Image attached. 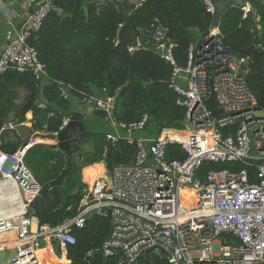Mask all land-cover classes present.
<instances>
[{"label": "built area", "instance_id": "2783aa9c", "mask_svg": "<svg viewBox=\"0 0 264 264\" xmlns=\"http://www.w3.org/2000/svg\"><path fill=\"white\" fill-rule=\"evenodd\" d=\"M89 1L99 6L112 0ZM120 1L137 9L146 0ZM199 1L207 12L214 13L213 0ZM52 8L51 0H41L26 14L16 35L0 53V75L27 72L36 81L46 76L45 64L29 39ZM249 9L248 4L242 8L243 17ZM137 30L138 46L158 53L165 49L164 55L159 54L171 66L168 86L177 94V103L186 109L187 130L171 129L155 138L128 139L136 146L134 159L129 164L114 165L107 178L95 180L80 198L76 215L53 227L33 225L27 215L42 185L24 164L23 156L41 140L31 137L13 154L0 152V175L15 186L7 197L14 205L7 209L11 215L0 220V248L17 250L8 264H43L39 251L45 240L56 241L60 256H66V246L75 242L71 227H83L94 213L110 219L102 250L105 256H115L116 264H137L149 249L169 264H264V109L256 107V98L240 70L244 59H238L223 45L218 26L211 25L202 42L189 45L183 65L174 58V44L166 37L163 25L140 26ZM222 66L227 70L213 75ZM210 77L223 112L217 118L205 104ZM66 87L72 88L69 84ZM61 96L68 98L69 94L62 91ZM112 100L111 96L83 98L86 106L109 115ZM146 119L143 115L135 122L117 123V127L130 135L141 131ZM69 120L62 116L52 133L62 131ZM18 124L10 114L3 127L14 129ZM231 125L234 131L224 134L223 128ZM106 138L113 144L119 135L108 133ZM171 145L179 146L185 156L169 159L167 148ZM227 160L253 165V179L246 167L212 170L203 180L196 177L204 163ZM182 188H195V199L189 207L180 203ZM2 195L0 191V199Z\"/></svg>", "mask_w": 264, "mask_h": 264}, {"label": "trees", "instance_id": "16d2710c", "mask_svg": "<svg viewBox=\"0 0 264 264\" xmlns=\"http://www.w3.org/2000/svg\"><path fill=\"white\" fill-rule=\"evenodd\" d=\"M40 1L35 0L30 10ZM248 3L255 13L260 34L256 32L251 40L252 19L243 17L242 9L237 6L225 10L218 27L223 45L235 57L244 59L240 70L256 98V107L264 109V0H248ZM212 20L199 0H146L137 9L127 1L112 0L97 6L89 0H56V7L29 39L45 64L46 76L36 81L27 72L9 71L0 75V121L5 123L12 114L21 124L32 110V128L54 132L62 116L82 122L83 115L72 106L71 97L80 103L85 95H93L112 97L110 114L116 123L135 122L146 115L145 126L139 131L144 138H155L171 129L186 131V109L177 103V94L168 86L171 66L154 49L137 45L140 36L137 28L163 25L166 37L174 44L172 54L183 65L189 45H197L207 37ZM62 91L70 97L63 98ZM39 99L46 103L44 108L37 105ZM234 129L227 126L223 133ZM125 133L123 129L117 141L109 145L108 131L86 130L72 145L75 160L64 177L63 189L51 188L41 201L28 207L27 215L35 218L38 225L51 227L74 217L86 190L78 162L102 161L108 171L114 165L129 164L135 157L136 146ZM27 139L20 138L15 128H4L0 131V152L13 154ZM184 156L177 145L167 148L169 159ZM23 162L41 185L55 179L66 166L64 152L57 145L42 143L30 146ZM242 167H246L253 179V165L232 160L206 162L196 177L203 180L212 170L237 171ZM109 230V217L94 213L87 217L83 227H71L75 242L66 246V262L52 255L60 256L59 244L45 240L40 243L42 263L116 264V257H106L102 250ZM137 264L169 263L149 249L140 255Z\"/></svg>", "mask_w": 264, "mask_h": 264}, {"label": "water", "instance_id": "95a60500", "mask_svg": "<svg viewBox=\"0 0 264 264\" xmlns=\"http://www.w3.org/2000/svg\"><path fill=\"white\" fill-rule=\"evenodd\" d=\"M53 8L56 7V0H51ZM215 5L214 13L212 14V25L218 26L220 17L225 12L227 8L230 6H237L239 8H243L247 5L248 0H213ZM247 16L251 17L252 19V25L250 30V38L254 37V34L259 31V28L257 27V21L254 17V12L249 9ZM168 43L165 44L167 46ZM162 55H164L165 49H163L161 52ZM227 70L226 66H222L217 71L213 72V75ZM208 88H209V94L207 98L205 99V104L210 112V114L213 117H220L223 112L222 109L218 107L217 101L215 99V93L213 91L212 86V77L208 79ZM94 115L99 116L101 118H108L109 114L102 110V109H95L93 111ZM3 126V122L0 121V131ZM31 131L33 132L32 138H36L38 140H51L55 142V145L64 152L65 159H66V166L61 170L59 175L49 181L48 183H45L41 186V189L39 191V194L35 197L32 204H36L38 201H41L43 197L45 196L46 192L49 191L51 188H60L63 189V180L68 172V168L74 163V155L72 152V145L78 140L80 137L84 136L86 134V129L83 125V123L79 120H69L68 124L64 127V129L56 134L54 133H42V132H35L32 128ZM109 145H111V142H109ZM264 145V141H263ZM109 151V149H108ZM101 163H103L101 161ZM17 254V250L14 247H6V248H0V264H8L12 262L15 259V256ZM107 257V256H106Z\"/></svg>", "mask_w": 264, "mask_h": 264}, {"label": "crops", "instance_id": "0c3cea01", "mask_svg": "<svg viewBox=\"0 0 264 264\" xmlns=\"http://www.w3.org/2000/svg\"><path fill=\"white\" fill-rule=\"evenodd\" d=\"M34 1L35 0H0V53L2 52L6 43L16 35V31L20 28V26L24 20V17L26 16V14L31 9L30 5ZM117 1H120V0H117ZM247 4L250 6L249 3H247ZM254 17H256L255 13H254ZM256 21H257V19H256ZM257 27L259 28L260 26L257 24ZM36 103L40 107V103H45V102L42 101L41 99H39V100H37ZM71 103H72V106L74 108H76L83 115L82 116V122H83V119H87L89 121V123L94 124V125H98L105 120L111 121V124L113 125L114 129H113V132L108 131V133L118 134L119 136L121 135L123 129H120L117 127V123L113 121V119L111 118V114L109 115L108 118H101L99 116L94 115L93 111L95 109L92 107L86 106L84 104V102H80V103L76 102L75 99L71 97ZM45 105H46V103H45ZM98 118H100V120ZM32 122H33L32 110H29L25 115V120L23 122H21V124H18L15 127V130H16V132L20 138L23 139L25 137H28V139H29L33 136V132L31 131ZM3 124H4V122H3ZM83 125H84V123H83ZM4 128L5 127L2 126L1 131ZM26 128L29 129L28 132L30 131V134L26 132ZM34 131L40 132L37 130H34ZM137 132H139V131H136V133ZM42 133H48V132H42ZM50 133H52V132H50ZM135 134L131 133L130 135H127L125 133V137L128 139L144 138V136L142 134L140 136H135ZM132 137H135V138H132ZM37 143L55 145L54 141H51L48 139L41 140L40 142H37ZM79 166L81 167L82 181L86 184V190L95 180H97L101 177H103V178L108 177L107 175H108L109 171L107 170L105 165L101 162L91 163V164L90 163L89 164L88 163H80ZM92 175H94L93 179H91ZM1 179H3V177H1V175H0V180ZM10 184H11V186H13L11 182H10ZM9 191H10L9 189L4 190L3 191L4 195L8 196ZM31 220H32L33 225H38L35 218H33ZM50 250H51V248H50ZM52 255L54 258H57V259H61L62 257H64L65 262L67 261L66 256H59L58 257L54 253H52ZM49 263L55 264L54 261H49Z\"/></svg>", "mask_w": 264, "mask_h": 264}, {"label": "bare ground", "instance_id": "6f19581e", "mask_svg": "<svg viewBox=\"0 0 264 264\" xmlns=\"http://www.w3.org/2000/svg\"><path fill=\"white\" fill-rule=\"evenodd\" d=\"M8 185H10V182L7 180V179H1L0 180V191H4V190H7L9 189ZM194 191H195V188H191V189H187V188H182L181 191H180V203L185 207H189L194 199H195V196H194ZM12 191H9V193H11ZM8 196H5V195H2V198L0 199V220H3V219H7L10 217L11 213L7 210L9 207L12 208L14 207L13 203L10 204V206L7 205V202H9ZM190 198V200L188 201H185L183 198ZM6 203V205H5ZM62 259L64 260V257H62Z\"/></svg>", "mask_w": 264, "mask_h": 264}, {"label": "rangeland", "instance_id": "374dc122", "mask_svg": "<svg viewBox=\"0 0 264 264\" xmlns=\"http://www.w3.org/2000/svg\"><path fill=\"white\" fill-rule=\"evenodd\" d=\"M98 119L100 120V118H98ZM83 123H84L85 129L88 130V131H99L100 130V131L113 132V129H114L113 125L111 124V121H107V120L103 121L102 123H100L98 125H94V124L89 123V121L87 119H83ZM135 133L136 132H133V134H135ZM141 134H142L141 132H137L135 134V136H140ZM132 138H135V137H132ZM79 164H80V162H78V165ZM93 177H94V175H92L91 179H93ZM8 187H9V190L12 191L13 187H15V186H11V184H10V185H8ZM183 199L185 201L190 200V198H188V197L187 198H183ZM10 204H11V202L7 203L8 206H10ZM45 262L43 264L49 263L48 261L46 263Z\"/></svg>", "mask_w": 264, "mask_h": 264}]
</instances>
